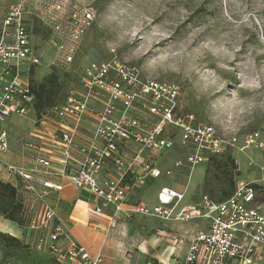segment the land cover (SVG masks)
<instances>
[{
	"label": "built area",
	"instance_id": "obj_1",
	"mask_svg": "<svg viewBox=\"0 0 264 264\" xmlns=\"http://www.w3.org/2000/svg\"><path fill=\"white\" fill-rule=\"evenodd\" d=\"M55 30L60 35L58 58L73 65L85 32L96 20V10L58 6ZM26 7L12 5L0 30V154L10 153L15 120L35 113V94L26 76L40 57L32 43ZM54 19V18H53ZM83 68V67H82ZM76 89L65 102L36 114L34 131L20 140L23 162L0 160L23 199L26 229L36 235L32 246L61 264H104L103 253L92 255L61 222L52 196L68 186L89 192L94 214L105 216L107 236L122 230L134 216L174 224L202 222L190 240L181 264H264V206L256 190L240 184L224 202L208 197L187 202L184 192L163 186L156 205L130 204L138 187L163 176L155 157L171 151L175 142L166 137L168 127L181 132L191 149V165L208 163L236 148L239 138H221L213 125L196 123L193 116H177L179 87L142 79L136 67L117 59L92 61L82 69ZM140 110L158 119L149 124ZM264 153V135L244 136L240 151ZM253 165V162L250 163ZM264 173V161L257 164ZM170 175V172L167 173ZM98 229L100 228L97 225ZM158 264V263H153Z\"/></svg>",
	"mask_w": 264,
	"mask_h": 264
},
{
	"label": "rangeland",
	"instance_id": "obj_2",
	"mask_svg": "<svg viewBox=\"0 0 264 264\" xmlns=\"http://www.w3.org/2000/svg\"><path fill=\"white\" fill-rule=\"evenodd\" d=\"M16 3L26 7L32 43L40 57V64L26 76L36 90L50 75L56 78L52 79L53 103L46 109L64 103L78 87L77 76L92 61L117 59L136 67L142 79L175 84L180 93L178 117L192 115L196 123L213 125L221 138L236 137L240 142L222 158L191 165L192 150L183 145L178 129L168 127L165 135L175 147L154 158L163 173L154 187L168 185L184 191L188 202H193L205 196L223 201L240 184H249L256 190L257 203L264 206V173L257 167L264 153L240 151L244 136L256 131L264 135V0H0V30ZM58 6L67 11L91 8L97 14L71 66L57 56ZM138 116L151 125L158 122L142 110ZM19 119L11 130L20 143L33 133L36 114ZM50 201L58 209V197ZM23 223L19 213L15 223L0 215V233L20 240L24 250L0 245V264H60L28 249L26 244H33L36 235ZM140 223L145 237L165 228Z\"/></svg>",
	"mask_w": 264,
	"mask_h": 264
},
{
	"label": "crops",
	"instance_id": "obj_3",
	"mask_svg": "<svg viewBox=\"0 0 264 264\" xmlns=\"http://www.w3.org/2000/svg\"><path fill=\"white\" fill-rule=\"evenodd\" d=\"M11 146V152L5 155L0 154V160L21 164L24 150L14 137L13 130H11ZM0 180L12 181L2 164H0ZM155 184L156 180L149 179L146 186L138 187L131 196L130 204L145 202L155 206L157 194L164 186L158 185L155 188ZM55 197H58L57 211L61 222L70 230L72 237L87 248L92 255L103 253L104 264H181L187 255L190 240L203 224L200 221L191 224L162 223L134 216L128 222H122L125 227L124 232L120 230L107 236L103 231L108 222L107 218L94 214V198L89 192L68 186L64 192ZM186 201L188 202L187 199ZM140 221L164 224L165 228L154 230L155 236L153 237H145L139 231ZM97 225L100 226L99 229Z\"/></svg>",
	"mask_w": 264,
	"mask_h": 264
},
{
	"label": "trees",
	"instance_id": "obj_4",
	"mask_svg": "<svg viewBox=\"0 0 264 264\" xmlns=\"http://www.w3.org/2000/svg\"><path fill=\"white\" fill-rule=\"evenodd\" d=\"M78 78L79 76H77V79H76L77 83H79ZM52 79L54 80L56 79L55 75H50V77L46 80L47 83L39 86L38 90H36L32 84V92L33 94H35V98H36L35 113L37 114L38 117H40L44 111L50 109L51 107L48 109L46 108L49 107L53 103L52 97L55 91H54V84L52 82ZM67 96L65 100L68 98ZM224 200L217 201V202H224ZM17 213H19L20 215V223H23L26 218L25 208H23V199L20 196L18 189L13 184L9 182L5 183L2 180H0V215L3 216L5 220H9L10 222L15 223ZM0 245H2L5 249L10 248L11 250L20 251L21 253H23L24 251L20 240L14 237H11L9 235H4L2 233H0ZM26 246L28 247L30 251L33 252V254L37 256L47 257L56 263H60L56 260V258H53L49 254H44L40 252L37 253L36 250L33 248L32 244L27 243ZM25 264H30V262L29 263L25 262Z\"/></svg>",
	"mask_w": 264,
	"mask_h": 264
},
{
	"label": "snow or ice",
	"instance_id": "obj_5",
	"mask_svg": "<svg viewBox=\"0 0 264 264\" xmlns=\"http://www.w3.org/2000/svg\"><path fill=\"white\" fill-rule=\"evenodd\" d=\"M170 43V42H169Z\"/></svg>",
	"mask_w": 264,
	"mask_h": 264
}]
</instances>
